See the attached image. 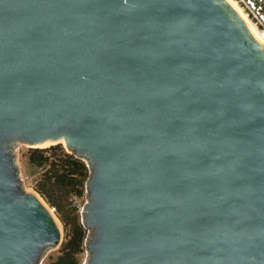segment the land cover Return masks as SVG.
Wrapping results in <instances>:
<instances>
[{
  "label": "water",
  "instance_id": "1",
  "mask_svg": "<svg viewBox=\"0 0 264 264\" xmlns=\"http://www.w3.org/2000/svg\"><path fill=\"white\" fill-rule=\"evenodd\" d=\"M60 140L86 264H264V49L227 0H0V264L62 245L13 151Z\"/></svg>",
  "mask_w": 264,
  "mask_h": 264
},
{
  "label": "trees",
  "instance_id": "2",
  "mask_svg": "<svg viewBox=\"0 0 264 264\" xmlns=\"http://www.w3.org/2000/svg\"><path fill=\"white\" fill-rule=\"evenodd\" d=\"M28 163L40 169L35 190L55 211L66 232L60 255L49 264H80V255L86 250L89 237L79 205V200L87 195L90 177L87 163L62 144L31 148Z\"/></svg>",
  "mask_w": 264,
  "mask_h": 264
},
{
  "label": "rangeland",
  "instance_id": "3",
  "mask_svg": "<svg viewBox=\"0 0 264 264\" xmlns=\"http://www.w3.org/2000/svg\"><path fill=\"white\" fill-rule=\"evenodd\" d=\"M62 145L65 148L64 144H62ZM50 146H52V145H50ZM50 146H46V147H31V146L23 144L21 142L16 143L14 145L13 151H14V154H15L17 166L19 168V175H20V178L22 180V187H23V189L26 192L36 193L37 195H39V193L35 190V185H36L37 179L40 176V172L41 171H40V169L32 167L28 163V154H29L30 149L31 148H48ZM86 202H87V196H85L83 199L79 200V205L81 206V213L82 214H83V209H84V206H85ZM52 211L56 215V213H55V211L53 209H52ZM56 217H57V219H58V221H59V223L61 225L62 232H63V240H64L65 236H66V232H65L64 226H63L62 222L60 221V219L58 218L57 215H56ZM60 247L61 246H59L58 248H55V249L46 250L44 252V254H43V257H42V260H41V264H49L50 262L55 261L57 259V257L60 255ZM87 259H88V253H87V250H85L80 255V264H86Z\"/></svg>",
  "mask_w": 264,
  "mask_h": 264
},
{
  "label": "built area",
  "instance_id": "4",
  "mask_svg": "<svg viewBox=\"0 0 264 264\" xmlns=\"http://www.w3.org/2000/svg\"><path fill=\"white\" fill-rule=\"evenodd\" d=\"M256 27L258 35L264 40V0H236Z\"/></svg>",
  "mask_w": 264,
  "mask_h": 264
},
{
  "label": "bare ground",
  "instance_id": "5",
  "mask_svg": "<svg viewBox=\"0 0 264 264\" xmlns=\"http://www.w3.org/2000/svg\"><path fill=\"white\" fill-rule=\"evenodd\" d=\"M229 2V4L234 8V10L238 13V15L241 17V19L243 20V22L245 23V25L248 27V29L250 30V32L252 33V35L257 39V41L261 44V46L264 49V40L261 39L258 35V32L256 30V27L254 26V24L252 23L251 19L249 18V16L247 15V13L243 10V8L240 6V4L236 1V0H227ZM61 142V144H63V141H57V142H52V143H45L43 145H39L38 147H46V146H50L52 144L55 143H59ZM36 194V193H34ZM37 195V194H36ZM41 201L47 206V208H49L48 204L44 201V199H42L39 195H37ZM50 212L53 214V216L55 217L57 223L59 224L60 228L61 225L56 217V215L54 214V212L52 211L51 208H49ZM62 230V228H61Z\"/></svg>",
  "mask_w": 264,
  "mask_h": 264
}]
</instances>
